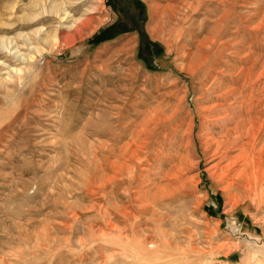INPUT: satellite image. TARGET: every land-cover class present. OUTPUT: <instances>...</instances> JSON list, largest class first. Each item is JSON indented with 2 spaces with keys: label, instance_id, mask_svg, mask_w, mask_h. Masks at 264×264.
Segmentation results:
<instances>
[{
  "label": "rangeland",
  "instance_id": "obj_1",
  "mask_svg": "<svg viewBox=\"0 0 264 264\" xmlns=\"http://www.w3.org/2000/svg\"><path fill=\"white\" fill-rule=\"evenodd\" d=\"M218 1L0 0V264H264V130L222 171L211 110L264 101V0Z\"/></svg>",
  "mask_w": 264,
  "mask_h": 264
},
{
  "label": "bare ground",
  "instance_id": "obj_2",
  "mask_svg": "<svg viewBox=\"0 0 264 264\" xmlns=\"http://www.w3.org/2000/svg\"><path fill=\"white\" fill-rule=\"evenodd\" d=\"M182 1V0H181ZM205 0H202V4H204ZM216 2V8L218 9L219 1L215 0ZM208 3V2H207ZM205 2V5L208 6ZM191 5L193 3L190 2ZM190 5V6H191ZM202 7L205 8L204 5ZM232 7V6H231ZM199 8V7H198ZM209 9H207L208 11ZM51 12H54L56 15H59L60 19H64V17L67 16L68 12L66 10L61 9V7L57 4H53L50 9ZM218 11V10H217ZM221 11V10H220ZM218 11L217 17L214 21V26L219 27L220 23L225 19V14L220 13ZM66 15V16H65ZM58 17V16H57ZM224 22V21H223ZM216 28V27H215ZM214 28V29H215ZM190 29V28H189ZM193 29L189 32V36L192 38L195 36L192 32ZM189 31V30H188ZM215 35V34H213ZM206 36V35H205ZM217 36V34H216ZM54 37V40L56 39V36ZM214 37V36H213ZM51 38V37H50ZM49 36H45L43 38L44 41H48ZM208 35L204 37L201 40H195L197 44L195 45V52L197 54L202 53L204 49L201 50L203 45V41L208 39ZM214 39V38H213ZM53 40V41H54ZM210 40V38H209ZM208 40V41H209ZM51 41V39L49 40ZM48 41V42H49ZM56 41V40H55ZM193 41V39H192ZM211 41V40H210ZM214 41V40H213ZM28 43V42H27ZM195 43V42H194ZM206 43V42H205ZM208 46V45H207ZM211 48V47H210ZM16 52V51H15ZM205 52V51H204ZM206 53V52H205ZM195 54V53H194ZM205 58V57H204ZM196 59V58H195ZM198 59V58H197ZM196 59V60H197ZM192 60V59H191ZM195 61V60H194ZM203 61V60H202ZM248 61V60H247ZM192 62V61H191ZM197 64L199 62H196ZM196 65V64H195ZM213 68V67H212ZM263 68V67H262ZM239 75H236L235 78L230 80V85L224 86V89L221 90L222 94L217 97V101L214 103V107L211 108L212 111L216 112H224V116L218 117L215 120V124L220 130V135L217 137L216 146L219 151V159L225 160L227 163L220 168L222 171H231L234 170L238 165L239 161L244 162L245 168L249 167L250 169L255 168L254 165L256 162L259 163V161L255 160L254 156V148L256 142H259L261 139V133L264 130V101H262L260 98H252V96L248 97V94H245L246 92V78L251 76L252 74V67L244 66L241 68ZM18 70L15 68V71ZM264 70V68H263ZM223 79V77H222ZM246 81V82H245ZM249 81V79H248ZM253 82V81H252ZM2 82L0 81V84ZM220 81H218L217 84L214 85L218 86L220 85ZM224 82H222L223 84ZM254 83V82H253ZM252 83V84H253ZM258 83V82H257ZM221 84V85H222ZM261 85H264V80L261 82ZM223 86V85H222ZM253 87V86H252ZM264 87V86H263ZM220 88V87H219ZM218 88V89H219ZM222 88V87H221ZM217 89V88H216ZM219 91V90H217ZM259 91V90H258ZM263 91V90H262ZM251 92V91H250ZM263 94V92H261ZM252 95V94H251ZM234 100V104H229V100ZM231 100V101H232ZM230 101V102H231ZM210 110V111H211ZM173 114V113H172ZM169 116V115H168ZM262 116V117H261ZM261 117V123L258 121V118ZM170 118V116H169ZM161 119V118H160ZM165 119V118H164ZM142 125V123H141ZM140 125V126H141ZM155 126V125H154ZM126 128V127H125ZM156 129V128H155ZM133 130V129H132ZM146 129H144L145 131ZM143 131V132H144ZM154 131V130H153ZM125 132V131H124ZM123 132V133H124ZM148 132V131H147ZM138 133V131H137ZM151 133V132H150ZM152 135V133H151ZM264 135V134H263ZM138 137V136H137ZM141 137V136H140ZM139 137V138H140ZM148 137V136H147ZM154 137V136H153ZM152 137V138H153ZM264 137V136H262ZM243 138H245L246 141H243ZM248 139V140H247ZM263 139V138H262ZM128 143V142H127ZM148 143V142H147ZM260 143V142H259ZM261 144V143H260ZM259 147V146H258ZM130 148V147H129ZM237 149L236 153H233L234 150ZM127 151V150H126ZM131 151V150H130ZM215 151V150H214ZM256 151V150H255ZM135 152V151H134ZM132 153V152H131ZM218 153V152H217ZM137 154V153H136ZM259 156L257 159H261L264 156V141L262 142V145L258 151ZM134 155V154H133ZM170 157V156H169ZM118 158V157H117ZM263 159V158H262ZM261 159V160H262ZM262 163V162H261ZM260 163V164H261ZM218 164V163H217ZM240 164V163H239ZM241 165V164H240ZM244 165H242L244 167ZM129 167V166H127ZM260 167V166H259ZM219 168V167H218ZM248 168V169H249ZM100 169V168H99ZM121 169V168H120ZM242 169V168H241ZM258 169V168H257ZM123 170V169H122ZM244 170V169H243ZM247 170V168L245 169ZM221 171V172H222ZM240 171V170H238ZM243 172V171H241ZM248 172V171H247ZM246 172V173H247ZM230 173V172H229ZM240 173V172H239ZM244 173V172H243ZM250 173V172H249ZM220 175V174H219ZM226 175V174H225ZM229 175V174H228ZM242 175V174H241ZM244 175V174H243ZM248 176V175H247ZM242 180V179H239ZM231 183V182H230ZM232 188V187H231Z\"/></svg>",
  "mask_w": 264,
  "mask_h": 264
}]
</instances>
